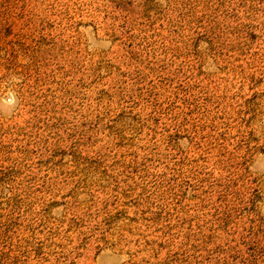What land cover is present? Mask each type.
I'll use <instances>...</instances> for the list:
<instances>
[{
	"label": "rangeland",
	"instance_id": "rangeland-1",
	"mask_svg": "<svg viewBox=\"0 0 264 264\" xmlns=\"http://www.w3.org/2000/svg\"><path fill=\"white\" fill-rule=\"evenodd\" d=\"M0 264H264V0H0Z\"/></svg>",
	"mask_w": 264,
	"mask_h": 264
},
{
	"label": "clouds",
	"instance_id": "clouds-1",
	"mask_svg": "<svg viewBox=\"0 0 264 264\" xmlns=\"http://www.w3.org/2000/svg\"><path fill=\"white\" fill-rule=\"evenodd\" d=\"M9 100V109L15 107V97L14 94L8 97Z\"/></svg>",
	"mask_w": 264,
	"mask_h": 264
}]
</instances>
